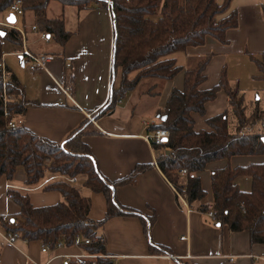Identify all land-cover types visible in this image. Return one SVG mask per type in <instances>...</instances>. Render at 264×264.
<instances>
[{
	"label": "crops",
	"instance_id": "0c3cea01",
	"mask_svg": "<svg viewBox=\"0 0 264 264\" xmlns=\"http://www.w3.org/2000/svg\"><path fill=\"white\" fill-rule=\"evenodd\" d=\"M216 1L219 5L225 2ZM7 11V15H4L6 11L0 14V20L8 21L12 13ZM232 13L237 15V26L227 32L226 42L208 38L201 47H190L168 56L183 72L171 80L142 79L102 118H98L99 111L109 101L114 78V30L108 7L96 5L90 10H81L53 1L41 12L25 11L23 16L16 17L15 25L26 33V44L23 40L22 45L3 43L6 69L24 86L26 98L33 104L15 119L17 126L63 144L84 121H89V115L95 116L97 126H89L91 133L83 141L105 179L114 182L129 176L137 166L150 165L134 184L114 190L116 202L139 215H117L99 231L106 238V255L113 264H264V244H252L248 231L233 232L227 226L215 225L206 213L188 202L187 207L182 204L174 185L158 167L162 146L151 144L154 128L163 122L161 111L166 108L172 92L184 90L185 71L197 68L206 59V79L201 90L213 89L225 75L229 84L243 94L247 118L264 110V81L258 77L257 61L264 53V0H232L225 16ZM40 16L64 21L71 33L64 46L51 40L47 44L40 36L36 39L39 34L33 32L32 27L37 26ZM23 49L35 56H47L46 70H31L24 58L16 55ZM137 73H131L128 79L134 80ZM228 110V95L221 90L205 105V115L193 114L195 131H212L208 120ZM235 126L236 120L231 114L230 130ZM255 128L261 129L260 125ZM228 164L233 169L264 164V156H238L230 162L210 163L205 171L197 174L207 193L201 206H212L211 174ZM51 179L46 177L45 182L34 187L25 184L26 173L22 171L16 172L13 181L0 179V264H46L49 261L50 264H67L66 256L81 253L78 248L63 246L43 253L39 241L17 239L11 243L7 239L10 232L6 231L2 220L11 221L20 212L9 190L27 194L36 208L54 206L62 201V196L43 189ZM252 183L250 176L236 180L244 192L252 190ZM90 200V219L103 220L108 211L106 197L91 193ZM141 217L153 221L150 237L146 235ZM151 242L169 253L152 249Z\"/></svg>",
	"mask_w": 264,
	"mask_h": 264
},
{
	"label": "trees",
	"instance_id": "16d2710c",
	"mask_svg": "<svg viewBox=\"0 0 264 264\" xmlns=\"http://www.w3.org/2000/svg\"><path fill=\"white\" fill-rule=\"evenodd\" d=\"M16 0H0V14L7 11ZM57 1L63 6L90 10L94 6L107 8V0H22L25 11L41 12ZM232 0L219 5L216 0H110L113 19V84L109 101L99 111L98 118L112 112L125 94L136 88L142 79L171 80L183 72L175 60L167 57L188 48L205 44L208 38L226 42V34L237 26V15L227 13ZM38 36L46 33L53 43L64 46L71 36L62 20L40 16L37 21ZM0 35V64L4 55V42L22 45L21 34L4 30ZM259 78L264 81V53L257 59ZM208 59L195 69L185 71L184 90H174L166 108L161 111L167 120L154 129H166L170 137L163 142L158 167L175 189L186 196L187 202L202 213L209 205L200 202L207 193L197 176L210 163L230 160L238 156H264V110L246 117V105L239 88L232 87L226 76L211 90L203 91ZM8 72L4 84L0 68V179L13 181L19 168L26 173L27 186L40 185L45 178V167L61 177H83L81 187H71L63 180L44 186L45 191L59 192L62 201L54 206L36 208L30 197L19 191L9 190V196L20 207L11 221H3L8 232L17 233L20 239L39 241L51 250L73 247L78 234L91 240L83 246L86 252L106 255V238L99 234L104 224L117 215L137 216L138 212L121 207L116 202L114 190L132 185L150 165L137 166L127 177L110 182L99 172L96 161L84 143L90 134L91 123L84 121L63 144L40 137L24 126L10 127L15 119L33 105L27 98L24 86L15 75ZM138 72L134 80L128 76ZM224 90L229 98L228 112L208 120L212 131H195L193 114L205 115V105ZM6 99V103H5ZM5 110L10 115L5 116ZM236 126L230 130V115ZM260 125V131L255 130ZM253 128V129H252ZM252 129V130H250ZM49 161V163H46ZM54 163L52 164V162ZM186 171V175L182 172ZM241 176L252 178V190L242 191L236 184ZM212 206L215 225L227 226L233 232L248 231L252 244H264V164L233 169L226 168L211 174ZM91 193L103 194L108 211L101 221L90 219ZM145 232L150 237L153 221L141 217ZM150 247L169 253L153 242ZM161 249V250H160ZM69 264H76L71 262ZM97 264H113L100 259Z\"/></svg>",
	"mask_w": 264,
	"mask_h": 264
},
{
	"label": "built area",
	"instance_id": "2783aa9c",
	"mask_svg": "<svg viewBox=\"0 0 264 264\" xmlns=\"http://www.w3.org/2000/svg\"><path fill=\"white\" fill-rule=\"evenodd\" d=\"M23 3L22 0H16L9 8L10 12L12 14H14L16 17L18 16H23L25 14V10L23 9ZM108 8L110 9V2H108ZM4 30H16L21 34L23 43L26 41V33L23 29L17 27L15 24H11L8 21H3L0 20V31H4ZM33 32L38 33L39 29L37 26L32 27ZM40 40L44 41L45 43H49L50 42V37L46 34V33H42L40 34ZM26 44V42H25ZM16 55L21 56L22 58H24V61L26 64H28L31 68V70H37V69H45L46 70V66L48 63V57L47 56H35L33 53H31L29 50L27 49H23L22 52L20 53H16ZM0 68H1V72H2V79L3 82L5 84L7 78H8V72L5 66V61H4V56L2 57V61L0 64ZM5 103H6V99H5ZM5 116H9V112L7 110H5ZM88 118L91 120V122H93V124L95 126H97V122L95 120H93L92 116L89 115ZM10 127L15 128L16 124L15 123H10L9 124ZM170 136V132L166 129H157L155 130V132L153 133V135L151 136V144L155 145V146H162L163 142L168 139ZM183 175H186V171L182 172ZM74 183V180H71V183ZM177 195L179 197V199L181 200V202L183 203V205L185 207H187V200H186V196L180 194L177 190ZM185 198V199H184ZM208 214L211 218H213V220L215 219L214 216V211H213V206H211L209 208ZM207 214V215H208ZM7 239L9 242H15L17 239H20V236L17 233H8L7 234ZM185 239V237L183 238ZM27 242V241H26ZM91 244V240L88 238L83 237L81 234H78L75 238V242L73 247L78 248L81 250V253L78 255H68L66 256V259L68 261V263L71 262H75L76 264H97V261L100 259H109V256L107 255H101V254H92L89 252H86L83 249V246H88ZM42 252L43 253H48L50 252V248L48 246H43L42 248ZM51 261L47 262L46 264H50Z\"/></svg>",
	"mask_w": 264,
	"mask_h": 264
},
{
	"label": "rangeland",
	"instance_id": "374dc122",
	"mask_svg": "<svg viewBox=\"0 0 264 264\" xmlns=\"http://www.w3.org/2000/svg\"><path fill=\"white\" fill-rule=\"evenodd\" d=\"M108 2H109V0H108ZM107 2V3H108ZM107 7H108V5H107ZM8 14V11H6L5 13H4V15H7ZM223 17H226L225 15H223ZM10 31V30H9ZM50 43V42H49ZM48 44V43H47ZM9 115H10V113H9ZM93 118V120H95V116H93L92 117ZM89 121H90V123H91V125L93 124V122H91V120L89 119ZM96 121V120H95ZM97 122V121H96ZM94 125V124H93ZM170 137V136H169ZM167 140V139H166ZM46 163H49L50 164V162L49 161H46ZM54 163V161L52 162V164ZM22 171V172H24V174H25V170L23 169V168H19L18 169V172H20V171ZM46 177H52V179H51V181H48L47 183H46V185H48L49 183H51V182H54V181H59V180H63V181H65V182H67V183H69L70 185H71V187H81V181H80V177H76V178H67V177H61V176H58L57 174H53V173H51V171H49V169H48V167H45V178L43 179V181L42 182H45V180H46ZM79 179V180H78ZM81 179H83V177H81ZM71 180H74L75 182L73 183H71ZM41 182V183H42ZM45 185V186H46ZM37 186V185H36ZM34 187V186H33ZM183 195V194H182ZM179 198V197H178ZM185 199V198H184ZM180 200V199H179ZM181 201V200H180ZM183 204V203H182ZM211 207V206H210ZM209 207V208H210ZM213 211H214V209H213ZM208 214V212L206 213V215ZM208 216V218L214 223V224H216V220H213V218H211L210 216H209V214L207 215ZM84 249V248H83ZM68 262V261H67ZM67 264H69V263H67Z\"/></svg>",
	"mask_w": 264,
	"mask_h": 264
},
{
	"label": "water",
	"instance_id": "95a60500",
	"mask_svg": "<svg viewBox=\"0 0 264 264\" xmlns=\"http://www.w3.org/2000/svg\"><path fill=\"white\" fill-rule=\"evenodd\" d=\"M8 22H10L11 24H15L16 23V16L14 14H11L10 17L8 18ZM4 32L0 33L1 36H4ZM162 121L165 122L167 120V116L164 115L162 118Z\"/></svg>",
	"mask_w": 264,
	"mask_h": 264
}]
</instances>
